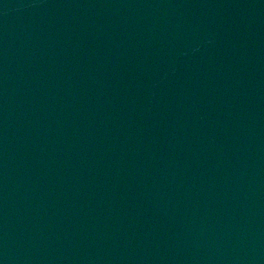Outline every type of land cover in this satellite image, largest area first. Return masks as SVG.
Returning a JSON list of instances; mask_svg holds the SVG:
<instances>
[{
	"label": "water",
	"instance_id": "obj_1",
	"mask_svg": "<svg viewBox=\"0 0 264 264\" xmlns=\"http://www.w3.org/2000/svg\"><path fill=\"white\" fill-rule=\"evenodd\" d=\"M0 264H264V0H0Z\"/></svg>",
	"mask_w": 264,
	"mask_h": 264
}]
</instances>
